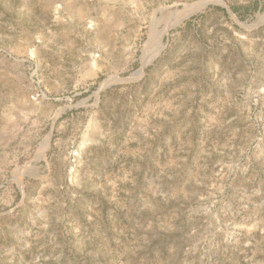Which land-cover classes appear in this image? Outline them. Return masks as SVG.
<instances>
[{
    "label": "rangeland",
    "instance_id": "rangeland-1",
    "mask_svg": "<svg viewBox=\"0 0 264 264\" xmlns=\"http://www.w3.org/2000/svg\"><path fill=\"white\" fill-rule=\"evenodd\" d=\"M0 264H264V0H0Z\"/></svg>",
    "mask_w": 264,
    "mask_h": 264
},
{
    "label": "bare ground",
    "instance_id": "bare-ground-1",
    "mask_svg": "<svg viewBox=\"0 0 264 264\" xmlns=\"http://www.w3.org/2000/svg\"><path fill=\"white\" fill-rule=\"evenodd\" d=\"M160 36V35H159ZM158 36V37H159ZM155 40V39H154ZM157 40V39H156ZM155 40V41H156ZM150 42H152V41H150ZM157 42V45H155L156 47L155 48H153L152 50H153V53L152 54H150V56H149V59H151V57H153V54H155L156 52H157V49H158V46H159V43H160V38L158 39V41H156ZM155 44V43H154ZM150 52V51H149ZM148 53H144V55H143V58L145 59L144 61L146 62V61H148L147 59H148V57H146V55H147Z\"/></svg>",
    "mask_w": 264,
    "mask_h": 264
}]
</instances>
